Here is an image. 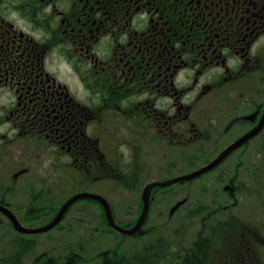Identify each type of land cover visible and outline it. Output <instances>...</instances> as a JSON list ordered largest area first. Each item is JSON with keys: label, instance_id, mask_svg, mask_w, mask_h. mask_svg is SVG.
Returning <instances> with one entry per match:
<instances>
[{"label": "flooded vegetation", "instance_id": "af4514ba", "mask_svg": "<svg viewBox=\"0 0 264 264\" xmlns=\"http://www.w3.org/2000/svg\"><path fill=\"white\" fill-rule=\"evenodd\" d=\"M257 126L213 169L179 182L203 178L210 193L191 249L151 243L167 244L166 261L212 264L216 239L227 248L214 264H264V219L249 213L264 211V172L253 165L264 162V0H0V204L27 228L61 207L28 225L44 208L29 195H59L70 179L170 180ZM178 164L199 166L169 176ZM240 196L261 208H237ZM12 229L22 232L0 210V239Z\"/></svg>", "mask_w": 264, "mask_h": 264}, {"label": "rangeland", "instance_id": "374dc122", "mask_svg": "<svg viewBox=\"0 0 264 264\" xmlns=\"http://www.w3.org/2000/svg\"><path fill=\"white\" fill-rule=\"evenodd\" d=\"M232 149L227 150L228 152L223 155L221 154V159L217 164ZM253 165H257L264 172V162ZM196 166H199V164H178L173 167L169 176L187 172V170H191ZM252 171L255 173L260 170L252 169ZM157 176H160V173L155 175V177ZM151 181L155 180H139L137 183V181L130 179L124 180L120 184H116L113 180H106L102 183L88 184L80 179H70L61 181V193L59 195L45 197L29 195L28 203L30 205L35 208L42 205L46 208L42 209L44 211L35 210L36 218L28 217L24 220V223L36 226L44 225L45 222L50 220L54 215L53 210H56L59 206L62 207L70 200V195L73 193H87L96 196H81L73 200L66 208L64 216L61 215L60 221L48 232H44L45 230L31 231L30 228L21 225L14 214L9 212L8 208L0 204V210L6 212L11 217L15 227L24 232H17L12 229L9 234L12 239H0V252H11L13 256L12 264H179L178 261L169 262L165 260L167 258H162L167 244L159 245L157 249L153 247L152 250L149 247L155 239L169 241L174 238L182 239L180 241L175 240V244L187 245L186 247L191 249L190 244L197 240L191 239L192 235L194 237L200 227L197 219V205L205 200L210 193L206 188H203V183L207 181L199 178L185 185L172 184L166 186V189L163 188L164 190L156 192L155 190L152 191L150 186L151 191L149 193L154 194V198L151 213H149L147 220H145V216L140 228L132 234H126L115 229L110 224L106 207L108 206L111 219L115 224L125 229L133 228L137 224L144 207V204L140 209L137 207L140 200L144 203V195L141 196L143 186ZM122 183L124 187L121 185ZM155 186H158V184L153 187ZM184 187H188L187 195L184 192ZM95 190L103 195L97 194V192L93 193ZM184 196L189 197L188 202L170 217L169 209L178 199ZM239 198L242 204L237 208H261L259 204H251L245 196ZM110 204L113 205V209H111ZM33 206L31 207L33 208ZM186 213L188 219L185 217ZM249 213L252 215L254 224L264 219V211L253 210ZM252 227L255 229V226ZM38 228L41 227L34 229ZM140 231L142 232L140 233ZM213 241L214 245L211 247L210 255L212 264L219 258V253L227 248L226 244H223L224 247H220L216 239H213ZM240 241L241 239H236L235 244ZM236 246L239 248L238 245ZM195 253V251H192L189 257L194 256ZM48 257L54 259L47 262L45 259ZM154 257L162 258V263ZM189 257L187 259L192 260ZM6 259H9L8 255L2 256L0 254V263L3 262L4 264Z\"/></svg>", "mask_w": 264, "mask_h": 264}, {"label": "water", "instance_id": "95a60500", "mask_svg": "<svg viewBox=\"0 0 264 264\" xmlns=\"http://www.w3.org/2000/svg\"><path fill=\"white\" fill-rule=\"evenodd\" d=\"M256 132H257V129H256V130H253V131H251V132H249V133L244 137V139L247 138L248 136H251V135L255 134ZM244 139H241V140H240L239 142H237L236 144H233V145H232L230 148H228L227 150L232 149L233 147H235L236 145H238V144H239L241 141H243ZM227 150H226L224 153H222V155L225 154L226 152H228ZM222 155H221V156H222ZM221 156H219V157H218L215 161H213L211 164L206 165L205 167H203V168H201V169H199V170H197V171H194V172H192V173H189V174H185V175L179 176V177H177V178H174V179L169 180V181H166V182H153V183L149 184V185L146 187V189H145V193H144V207H143V211H142V213H141V215H140V218H139L137 224H136L133 228H131V229H125V228H122V227L118 226L117 224H115V223L112 221V219H111L110 212H109V209H108V206H107V207H106V209H107L106 211H107V214H108V218H109V220H110V224H111L115 229H117V230H119V231H122V232H124V233H126V234H132V233H134L136 230H138V229L140 228V226H141V224H142V222H143V220H144V218H145V216H146V214H147V212H148V206H149V203H148V195H147V192H148V191H147V189H148L150 186H154V185H156V184L168 185V184H172V183H175V182H178V181H181V180L192 179V178L196 177L197 175H199L200 173L205 172V171H208L209 169H211V168H212L215 164H217V162L221 159ZM81 196L96 197L95 195H90V194H87V193H79V194H76V195L72 196V197L70 198V200L67 201V202L62 206L61 210L59 211V213L57 214V216L55 217V219H54L49 225H47V226H45V227H43V228L31 229V231L47 230V229L53 227V226L58 222V220L60 219L61 215H62L63 212L66 210V208L70 205V203H71L73 200H75L76 198L81 197Z\"/></svg>", "mask_w": 264, "mask_h": 264}, {"label": "trees", "instance_id": "16d2710c", "mask_svg": "<svg viewBox=\"0 0 264 264\" xmlns=\"http://www.w3.org/2000/svg\"><path fill=\"white\" fill-rule=\"evenodd\" d=\"M111 264V263H110Z\"/></svg>", "mask_w": 264, "mask_h": 264}]
</instances>
